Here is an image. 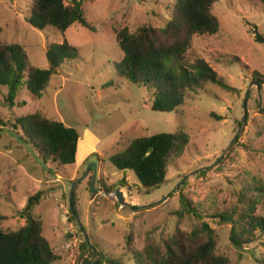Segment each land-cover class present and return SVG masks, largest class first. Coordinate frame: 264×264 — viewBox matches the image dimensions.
Listing matches in <instances>:
<instances>
[{
    "label": "rangeland",
    "instance_id": "obj_1",
    "mask_svg": "<svg viewBox=\"0 0 264 264\" xmlns=\"http://www.w3.org/2000/svg\"><path fill=\"white\" fill-rule=\"evenodd\" d=\"M175 2L85 0L86 18L95 31L74 24L63 33L30 25L33 0H0L2 42L19 44L26 62L47 69L51 44L66 40L72 48L42 97L20 89L11 104L8 87L0 86L2 226H24L28 198L42 192L33 214L43 220L45 235L60 255L55 264H76L85 234L91 245L122 264L145 263L142 249L149 242L163 246L177 229L191 231L200 224L182 209L185 198L215 230L217 255L229 264H264L260 230L252 243L238 248L230 240L231 225L213 219L219 211L240 212L241 192L256 201L253 213L264 217V110L259 103L260 96L264 107V43L255 40V32L264 37V0H219L213 8L219 32L195 35L185 56L190 68L198 59L207 61L238 93L208 84L178 110L161 112L152 109L149 89L119 76L116 63L123 53L116 35L124 27L136 32L143 25L164 26ZM36 112L79 130L82 141L74 166L45 162L13 128L18 117ZM179 129L190 135V143L169 167L166 184L149 193L132 170H118L109 160L134 139ZM81 177L74 193L82 228L69 218L72 184ZM108 187L122 188L134 208L104 195ZM91 257L92 252L85 256Z\"/></svg>",
    "mask_w": 264,
    "mask_h": 264
},
{
    "label": "trees",
    "instance_id": "obj_2",
    "mask_svg": "<svg viewBox=\"0 0 264 264\" xmlns=\"http://www.w3.org/2000/svg\"><path fill=\"white\" fill-rule=\"evenodd\" d=\"M85 0H33L30 25L39 30L54 28L65 32L74 24L95 31L84 9ZM219 0H176L164 26L143 25L136 32L124 27L117 32L123 59L116 63L119 76L135 85L149 89L153 95L152 109L172 112L185 105L193 92L203 90L208 84L238 93L227 84L204 59H198L192 68L185 66V56L195 35H215L220 30V21L213 13ZM256 31V29H254ZM255 40L264 43V37L255 32ZM71 46L65 40L49 46V67L42 69L26 62L27 54L19 44L2 42L0 23V86L8 87L7 99L14 104L20 89L40 98L53 76L59 74L61 61L69 55ZM261 83V79L258 78ZM112 82L107 86H111ZM0 125L4 121L0 118ZM18 135L33 147L45 162L53 159L60 166H74L78 162L82 135L75 127L53 120L40 112L18 117L13 124ZM0 127V132L2 131ZM190 135L183 129L158 133L134 139L125 152L109 160L118 170H132L141 186L151 192L168 181L169 167L185 152ZM123 187L125 185H122ZM263 191V188H257ZM113 187L105 188L112 192ZM42 197L38 192L28 198L22 211L26 224L18 230L2 226L5 215L0 213V264H55L60 255L55 253L52 242L45 235V224L34 216L33 209ZM240 193L244 208L240 211H222L213 215L220 225H231L230 240L238 248L252 243L255 232L264 234V217L255 215L256 201L247 200ZM73 204L76 213L77 198ZM119 205V203H117ZM182 209L195 216L200 224L191 231L177 229L163 246L149 242L142 249L143 264H229L226 257L216 254L215 230L204 216L187 199L182 200ZM181 215V209L179 210ZM71 220H76L72 215ZM132 237H128L130 242ZM96 249L95 264H122L103 249ZM92 252L90 243H81L76 264Z\"/></svg>",
    "mask_w": 264,
    "mask_h": 264
},
{
    "label": "water",
    "instance_id": "obj_3",
    "mask_svg": "<svg viewBox=\"0 0 264 264\" xmlns=\"http://www.w3.org/2000/svg\"><path fill=\"white\" fill-rule=\"evenodd\" d=\"M246 98H247V95L245 96V99ZM259 103H260L261 109L264 110V107H262V99H261L260 96H259ZM246 114H247V111H246V108H245V116H246ZM83 178L84 177H81V178L77 179L75 182H73L72 188H71V191H70V195H69V207H70V211L74 215V217H75L76 221L78 222L80 228H82V223H81V221H80V219H79V217H78V215H77V213L75 211V208H74V204H73V194H74V190H75L76 184L79 183ZM99 191H102V190L100 189ZM103 194L104 195H108V196L113 195V196L116 197L118 203L121 204L122 206H128L130 208H134L132 206V204L127 201L126 196H125V193L122 190V188H120V187L117 188L113 193L112 192H108V193L103 192ZM84 237H85V240L88 243H90L89 238H88V235L85 234ZM90 246L92 248V257L91 258H84V260H83V263L84 264H95L94 263V258L96 256V249L91 244H90Z\"/></svg>",
    "mask_w": 264,
    "mask_h": 264
},
{
    "label": "crops",
    "instance_id": "obj_4",
    "mask_svg": "<svg viewBox=\"0 0 264 264\" xmlns=\"http://www.w3.org/2000/svg\"><path fill=\"white\" fill-rule=\"evenodd\" d=\"M89 154V153H88ZM88 154H85V156L83 157V159L85 160V157H87L88 156ZM78 160H79V158H78Z\"/></svg>",
    "mask_w": 264,
    "mask_h": 264
}]
</instances>
